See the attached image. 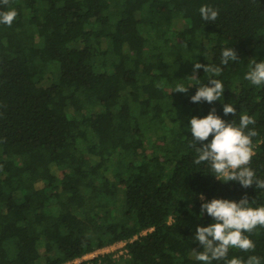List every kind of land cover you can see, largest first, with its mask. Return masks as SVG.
I'll return each instance as SVG.
<instances>
[{"label": "trees", "instance_id": "1", "mask_svg": "<svg viewBox=\"0 0 264 264\" xmlns=\"http://www.w3.org/2000/svg\"><path fill=\"white\" fill-rule=\"evenodd\" d=\"M11 9L12 25L0 24V264H68L120 242L124 258L77 264H202L193 237L214 222L204 202L264 205V190L216 179L190 146L191 117L248 114L250 167L264 179V85L244 79L251 59L264 60V0L0 4ZM232 47L240 59L222 65ZM194 62L222 68L221 101H191L210 78L203 68L190 78ZM250 235L255 250L228 258L264 264V227Z\"/></svg>", "mask_w": 264, "mask_h": 264}, {"label": "clouds", "instance_id": "2", "mask_svg": "<svg viewBox=\"0 0 264 264\" xmlns=\"http://www.w3.org/2000/svg\"><path fill=\"white\" fill-rule=\"evenodd\" d=\"M9 0H0V4L7 5ZM201 17L205 21H215L219 15L217 9L210 5H202L199 9ZM17 16L15 9L0 11V24L11 26ZM237 51L234 47L224 48L221 52V64L227 65L229 61H237ZM203 68L210 74L208 82L199 85L195 95L191 97L193 103L207 101H221L224 95V84L219 77L222 73L220 66L204 65L194 62L192 79H198L197 73ZM252 85H264V60H250V67L244 77ZM189 87L177 85L176 92H187ZM224 114L236 115V109L231 103L224 104ZM256 121L248 114H242L239 122L233 119L228 122L222 119L213 108L210 113L201 118H190V130L192 143L197 157L194 163L207 162L213 175L225 183L229 181L239 182L248 188L255 185L257 189L264 190V179H258L255 171L250 167L255 155L253 138L258 135L255 128ZM203 146H199L202 142ZM201 200H205L203 194ZM206 212L214 219L209 226H198L195 230L194 241L199 242L202 250L192 249L194 258L202 264H213V261L224 260L225 264H261V258L255 255L249 256L247 261L239 257L228 258L230 249L242 251H254L255 243L251 239L252 233L258 227H264V205L251 206L249 198L245 195L239 202L230 199L213 198L201 205V217Z\"/></svg>", "mask_w": 264, "mask_h": 264}, {"label": "rangeland", "instance_id": "3", "mask_svg": "<svg viewBox=\"0 0 264 264\" xmlns=\"http://www.w3.org/2000/svg\"><path fill=\"white\" fill-rule=\"evenodd\" d=\"M104 254H112V256L115 259L124 258L126 255L125 243L120 242V243L114 244V245L109 246V247L98 249L94 253L85 255L82 259L75 260L73 263L77 264L82 260H90V259H93L94 257H96L98 255H104ZM73 263H68V264H73Z\"/></svg>", "mask_w": 264, "mask_h": 264}]
</instances>
